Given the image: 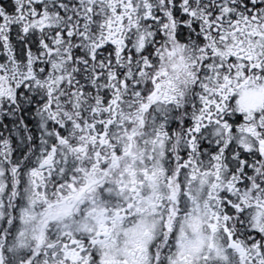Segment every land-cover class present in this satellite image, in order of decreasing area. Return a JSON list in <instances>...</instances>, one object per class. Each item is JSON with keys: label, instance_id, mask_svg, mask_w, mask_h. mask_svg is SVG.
Returning <instances> with one entry per match:
<instances>
[{"label": "snow or ice", "instance_id": "obj_1", "mask_svg": "<svg viewBox=\"0 0 264 264\" xmlns=\"http://www.w3.org/2000/svg\"><path fill=\"white\" fill-rule=\"evenodd\" d=\"M0 264H264V0H0Z\"/></svg>", "mask_w": 264, "mask_h": 264}]
</instances>
